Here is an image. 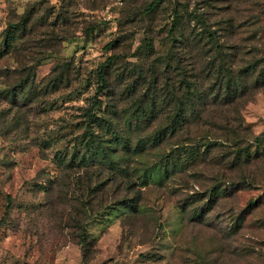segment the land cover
I'll use <instances>...</instances> for the list:
<instances>
[{
  "label": "rangeland",
  "instance_id": "rangeland-1",
  "mask_svg": "<svg viewBox=\"0 0 264 264\" xmlns=\"http://www.w3.org/2000/svg\"><path fill=\"white\" fill-rule=\"evenodd\" d=\"M151 1L0 0V264H264V0Z\"/></svg>",
  "mask_w": 264,
  "mask_h": 264
},
{
  "label": "trees",
  "instance_id": "trees-1",
  "mask_svg": "<svg viewBox=\"0 0 264 264\" xmlns=\"http://www.w3.org/2000/svg\"><path fill=\"white\" fill-rule=\"evenodd\" d=\"M158 0H153L151 1V3L149 4V8L152 7ZM178 18H177V12L174 11L173 12V15H172V18H171V26H174L177 22ZM207 37L210 39V38H213L212 35L208 34ZM107 46L110 45V42L106 44ZM187 56H189V53H186ZM115 58L114 55H109L107 56L102 64L99 65V67L97 68V72H96V78H97V82L99 83L97 85V89L100 88V86L104 85L105 83V66L112 62L113 59ZM230 72V70H229ZM261 75V74H260ZM258 81H261V79H255V82H258ZM214 85L217 86V91L215 93H211V100L210 101H204V99L206 98V96H200L198 98V100L200 102H202L201 104V107L199 109V112L202 113L204 110H205V107L207 105H225V104H230V107L232 108L233 112L237 114V106L239 105V101H240V98L238 96L240 95H235V94H231L228 90L230 91H236L240 85L237 83V80H233V81H229V82H219V80L215 79L212 81L211 83V87ZM195 86V85H194ZM221 88H224L226 90L225 94H221L219 92V89ZM239 98V99H238ZM238 100V101H237ZM185 118V116H184ZM186 121V119H185ZM230 133L233 135V136H237V133H236V129H231ZM254 141L257 142L258 141V136H256L254 138Z\"/></svg>",
  "mask_w": 264,
  "mask_h": 264
}]
</instances>
